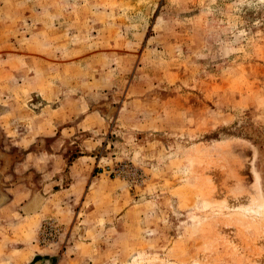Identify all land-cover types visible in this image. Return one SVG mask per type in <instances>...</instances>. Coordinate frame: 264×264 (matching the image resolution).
<instances>
[{
  "label": "rangeland",
  "instance_id": "rangeland-1",
  "mask_svg": "<svg viewBox=\"0 0 264 264\" xmlns=\"http://www.w3.org/2000/svg\"><path fill=\"white\" fill-rule=\"evenodd\" d=\"M80 179L25 264H264V0H0V198Z\"/></svg>",
  "mask_w": 264,
  "mask_h": 264
},
{
  "label": "crops",
  "instance_id": "crops-1",
  "mask_svg": "<svg viewBox=\"0 0 264 264\" xmlns=\"http://www.w3.org/2000/svg\"><path fill=\"white\" fill-rule=\"evenodd\" d=\"M73 166L70 171H76ZM76 182L65 190L56 191L51 190L48 183L39 192L25 182L15 181L8 186L10 197L0 198V264H25L33 258L36 252L32 245L29 246L26 232L31 230L34 233L35 224L47 209L51 211L53 201L57 203L66 195L70 196L77 187H84V180ZM9 222L13 224L9 225ZM40 261L43 264L45 259Z\"/></svg>",
  "mask_w": 264,
  "mask_h": 264
},
{
  "label": "bare ground",
  "instance_id": "bare-ground-1",
  "mask_svg": "<svg viewBox=\"0 0 264 264\" xmlns=\"http://www.w3.org/2000/svg\"><path fill=\"white\" fill-rule=\"evenodd\" d=\"M143 198H140V200H142Z\"/></svg>",
  "mask_w": 264,
  "mask_h": 264
}]
</instances>
